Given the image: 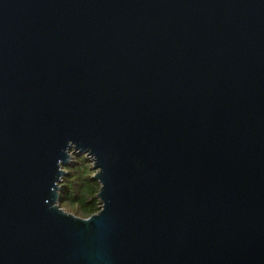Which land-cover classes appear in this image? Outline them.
<instances>
[{
	"label": "water",
	"instance_id": "1",
	"mask_svg": "<svg viewBox=\"0 0 264 264\" xmlns=\"http://www.w3.org/2000/svg\"><path fill=\"white\" fill-rule=\"evenodd\" d=\"M0 264H264V0H0Z\"/></svg>",
	"mask_w": 264,
	"mask_h": 264
},
{
	"label": "trees",
	"instance_id": "2",
	"mask_svg": "<svg viewBox=\"0 0 264 264\" xmlns=\"http://www.w3.org/2000/svg\"><path fill=\"white\" fill-rule=\"evenodd\" d=\"M84 153H72V160L65 169L66 171L60 181V200L59 204L68 202L76 205V212H87L88 215L99 209L100 202L96 195L99 189L98 180L91 177H84L79 174L80 169L84 166L85 161H76L73 157H80ZM86 159H90L86 156ZM69 177H73L71 180Z\"/></svg>",
	"mask_w": 264,
	"mask_h": 264
},
{
	"label": "clouds",
	"instance_id": "3",
	"mask_svg": "<svg viewBox=\"0 0 264 264\" xmlns=\"http://www.w3.org/2000/svg\"><path fill=\"white\" fill-rule=\"evenodd\" d=\"M69 156H72L71 151H69ZM87 153H84L82 156L80 157H73V159H75L76 161H85L84 166L80 169L79 174L81 176L84 177H91L93 175H95L96 171H98V169H93L92 167V162L88 161L86 159ZM63 171H72V169H62ZM73 177H69V179L71 180ZM61 208V210L68 212V213H75L78 216H81L84 219H88V213L87 212H76V205L75 204H69L68 202H65L63 204H61L59 206Z\"/></svg>",
	"mask_w": 264,
	"mask_h": 264
}]
</instances>
